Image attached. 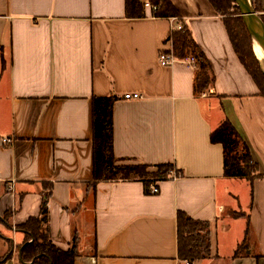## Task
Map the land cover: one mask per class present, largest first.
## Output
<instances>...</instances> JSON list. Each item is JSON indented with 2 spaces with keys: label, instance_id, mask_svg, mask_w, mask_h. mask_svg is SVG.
<instances>
[{
  "label": "crops",
  "instance_id": "0c3cea01",
  "mask_svg": "<svg viewBox=\"0 0 264 264\" xmlns=\"http://www.w3.org/2000/svg\"><path fill=\"white\" fill-rule=\"evenodd\" d=\"M170 2L178 18H127L125 0H0V264H24L16 227L38 217L44 195L51 244L66 252L78 239L73 264H184L178 212L209 225L210 257L192 264H264V177L225 178L209 141L228 120L264 175V99L207 0ZM171 19L209 65L204 89L186 59L159 65ZM108 96L116 164L177 171L155 195L138 180L86 187L92 99Z\"/></svg>",
  "mask_w": 264,
  "mask_h": 264
},
{
  "label": "trees",
  "instance_id": "16d2710c",
  "mask_svg": "<svg viewBox=\"0 0 264 264\" xmlns=\"http://www.w3.org/2000/svg\"><path fill=\"white\" fill-rule=\"evenodd\" d=\"M156 7L150 11L154 18H178L179 14L170 0H125V15L136 19L145 17L144 3ZM215 13L222 18L231 47L264 99V73L256 59L253 47L240 16L239 9L232 0H207ZM264 25V8L261 0H251ZM174 58L195 60L196 76L204 89L213 82L209 65L203 53L197 48L189 30L183 27L172 31L168 40ZM117 97H95L92 99V178L86 185L94 191L99 182L107 181H141L146 194L152 182L158 183L169 178L172 165H158L155 172H149L145 165H117L113 155L112 109ZM211 144H219L223 154V176L225 178H244L251 184L256 178H263L259 164L254 160L249 145L242 139L228 120L210 133ZM177 173V171H176ZM236 217L242 215H235ZM177 256L179 260L192 264L210 257L209 225L195 221L183 212L177 213ZM8 221V216H3ZM47 195L43 196L38 217L30 218L16 227L25 234V245L20 249V261L24 264H73L77 257L78 239L73 236L71 247L63 252L56 249L50 241L48 226ZM248 234V225L245 236ZM244 242L233 253L232 258L241 256L240 249ZM4 262V260H2Z\"/></svg>",
  "mask_w": 264,
  "mask_h": 264
},
{
  "label": "water",
  "instance_id": "95a60500",
  "mask_svg": "<svg viewBox=\"0 0 264 264\" xmlns=\"http://www.w3.org/2000/svg\"><path fill=\"white\" fill-rule=\"evenodd\" d=\"M232 1L234 2V5L239 9L240 16L249 35L252 47H255L258 50L264 61V25L259 18L258 13L255 12L251 0ZM257 60L262 69V72L264 73L263 66L261 65L259 59Z\"/></svg>",
  "mask_w": 264,
  "mask_h": 264
},
{
  "label": "built area",
  "instance_id": "2783aa9c",
  "mask_svg": "<svg viewBox=\"0 0 264 264\" xmlns=\"http://www.w3.org/2000/svg\"><path fill=\"white\" fill-rule=\"evenodd\" d=\"M144 7L145 9H149L150 11H155L156 7L151 6L150 4H148L147 2L144 3ZM171 24H170V31H179L182 29V24L181 23H175V19H171L170 20ZM170 32V33H171ZM175 61V58L172 54V48L170 46L169 50L166 51H160L159 55H158V62L159 65L163 66V67H168L170 65H172ZM188 65L195 67V60L192 58H188L185 60ZM123 99L125 100H140L142 99V96L139 93H125L123 95ZM4 142H6V140H4ZM178 174L176 173V170L173 168L170 172H169V178H177ZM149 195H155L159 192L157 183L152 182L151 184H149L148 189H147ZM184 264H188V263H184Z\"/></svg>",
  "mask_w": 264,
  "mask_h": 264
},
{
  "label": "rangeland",
  "instance_id": "374dc122",
  "mask_svg": "<svg viewBox=\"0 0 264 264\" xmlns=\"http://www.w3.org/2000/svg\"><path fill=\"white\" fill-rule=\"evenodd\" d=\"M253 49H254V53L256 54V56H257L259 59H261V55H260V53L257 52V51L255 50V47H254ZM257 57H256V59H257ZM237 215H241V214H237ZM243 250H244V249L241 248V249H240V252L243 253Z\"/></svg>",
  "mask_w": 264,
  "mask_h": 264
},
{
  "label": "bare ground",
  "instance_id": "6f19581e",
  "mask_svg": "<svg viewBox=\"0 0 264 264\" xmlns=\"http://www.w3.org/2000/svg\"><path fill=\"white\" fill-rule=\"evenodd\" d=\"M255 50L258 52V50L255 48ZM255 54V53H254ZM256 56V55H255ZM257 57V56H256ZM257 59H259L258 57H257ZM259 61H260V63H261V65L263 66V69H264V61H263V59H262V57H261V59H259Z\"/></svg>",
  "mask_w": 264,
  "mask_h": 264
}]
</instances>
